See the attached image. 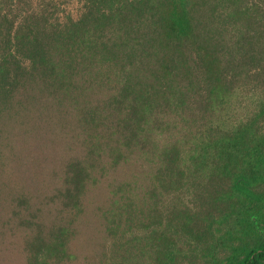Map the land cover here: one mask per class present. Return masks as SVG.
Returning a JSON list of instances; mask_svg holds the SVG:
<instances>
[{
	"label": "trees",
	"instance_id": "16d2710c",
	"mask_svg": "<svg viewBox=\"0 0 264 264\" xmlns=\"http://www.w3.org/2000/svg\"><path fill=\"white\" fill-rule=\"evenodd\" d=\"M0 0V264H264V0Z\"/></svg>",
	"mask_w": 264,
	"mask_h": 264
},
{
	"label": "rangeland",
	"instance_id": "374dc122",
	"mask_svg": "<svg viewBox=\"0 0 264 264\" xmlns=\"http://www.w3.org/2000/svg\"><path fill=\"white\" fill-rule=\"evenodd\" d=\"M61 19H65L68 16L72 19H77L80 15L82 4L77 0H62L61 1Z\"/></svg>",
	"mask_w": 264,
	"mask_h": 264
}]
</instances>
